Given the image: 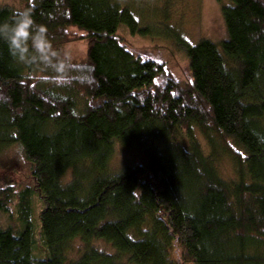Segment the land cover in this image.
<instances>
[{"label": "trees", "instance_id": "16d2710c", "mask_svg": "<svg viewBox=\"0 0 264 264\" xmlns=\"http://www.w3.org/2000/svg\"><path fill=\"white\" fill-rule=\"evenodd\" d=\"M15 1L0 23L29 10L54 54L21 63L0 40V156L16 146L34 182L0 187V264H264V0H217L219 42L177 36L189 82L127 45L148 30L124 0Z\"/></svg>", "mask_w": 264, "mask_h": 264}, {"label": "rangeland", "instance_id": "374dc122", "mask_svg": "<svg viewBox=\"0 0 264 264\" xmlns=\"http://www.w3.org/2000/svg\"><path fill=\"white\" fill-rule=\"evenodd\" d=\"M123 2L130 7L140 28L147 29L148 33L145 36H132L125 28L126 30L119 31L122 38L136 54L165 65L172 76L180 82H189L190 74L185 54L177 46L179 34L190 45H195L202 38L216 43L226 37L220 3L217 0H124ZM0 3L19 8L15 0H0ZM70 32L73 34V40L64 45L62 51L70 61L80 62L85 57L87 42L82 39L84 33L75 29H71ZM195 135L204 152L208 153L209 149L203 137L198 131ZM127 158H129L128 153L117 149L111 160V167L117 169ZM216 162L218 171L224 179L229 180L234 177L233 163L227 155L220 153ZM4 180L18 187L34 186L30 165L16 146L0 156V187L5 186ZM33 207L34 219L37 221L42 205L36 194L33 197ZM6 221L5 216H0V225H5ZM97 244L107 252L113 253L110 244L104 241H98ZM74 246L78 247L79 242L76 241ZM41 251L42 244L39 242L33 257L44 258V253L41 254ZM172 257L176 261L179 260V252L175 247Z\"/></svg>", "mask_w": 264, "mask_h": 264}, {"label": "clouds", "instance_id": "9594fccd", "mask_svg": "<svg viewBox=\"0 0 264 264\" xmlns=\"http://www.w3.org/2000/svg\"><path fill=\"white\" fill-rule=\"evenodd\" d=\"M0 40L7 43L11 56L21 63L49 62L54 54L45 26L37 24L29 10L14 15L11 22L0 23Z\"/></svg>", "mask_w": 264, "mask_h": 264}]
</instances>
